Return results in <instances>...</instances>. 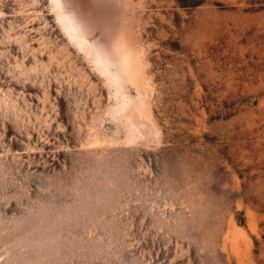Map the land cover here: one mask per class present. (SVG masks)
I'll return each mask as SVG.
<instances>
[{
  "label": "rangeland",
  "instance_id": "rangeland-1",
  "mask_svg": "<svg viewBox=\"0 0 264 264\" xmlns=\"http://www.w3.org/2000/svg\"><path fill=\"white\" fill-rule=\"evenodd\" d=\"M0 264H264V0H0Z\"/></svg>",
  "mask_w": 264,
  "mask_h": 264
}]
</instances>
